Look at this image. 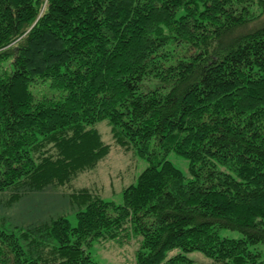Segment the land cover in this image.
Instances as JSON below:
<instances>
[{
  "label": "trees",
  "instance_id": "obj_1",
  "mask_svg": "<svg viewBox=\"0 0 264 264\" xmlns=\"http://www.w3.org/2000/svg\"><path fill=\"white\" fill-rule=\"evenodd\" d=\"M257 2L0 0V192L70 189L110 153L103 121L146 162L121 204L72 192L75 226L0 225V264H96L107 241L135 264H264V24L237 34Z\"/></svg>",
  "mask_w": 264,
  "mask_h": 264
},
{
  "label": "rangeland",
  "instance_id": "obj_2",
  "mask_svg": "<svg viewBox=\"0 0 264 264\" xmlns=\"http://www.w3.org/2000/svg\"><path fill=\"white\" fill-rule=\"evenodd\" d=\"M257 2L252 8L253 16L262 14L259 19L250 23L240 31L238 36L246 31L264 24V10ZM36 96L45 93L42 89L33 91ZM103 143L110 146V153L102 159L91 171L81 173L70 189L47 188L40 192L27 193L20 199L12 197V191L0 192V225L3 230L11 231L14 227H25L30 224L49 221L57 217H66L72 226L76 225L78 207L70 201V194L78 195L81 191H90L104 200L122 203V191L129 185L135 184L138 175L145 169L146 162L132 151H124L113 143L109 126L106 121L96 125ZM167 159L184 175H188V162L170 153ZM72 188V189H71ZM74 195V196H75ZM223 235L237 237L234 232H224ZM136 241L120 246L114 242H95L89 252L96 264H135L134 251ZM193 264H212V261L199 252L186 254Z\"/></svg>",
  "mask_w": 264,
  "mask_h": 264
}]
</instances>
